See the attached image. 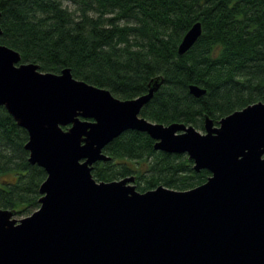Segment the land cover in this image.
<instances>
[{
  "label": "water",
  "instance_id": "obj_1",
  "mask_svg": "<svg viewBox=\"0 0 264 264\" xmlns=\"http://www.w3.org/2000/svg\"><path fill=\"white\" fill-rule=\"evenodd\" d=\"M201 33L185 32L182 55ZM1 34V28H0ZM0 44V105L26 130L27 160L45 171L39 206L16 219L0 208V264H264V102L235 110L203 129L139 115L163 77L130 99L21 62ZM199 97L205 89L189 85ZM145 132L154 149L186 154L206 181L185 190L138 191L133 176L96 180L103 148L125 130Z\"/></svg>",
  "mask_w": 264,
  "mask_h": 264
},
{
  "label": "trees",
  "instance_id": "obj_2",
  "mask_svg": "<svg viewBox=\"0 0 264 264\" xmlns=\"http://www.w3.org/2000/svg\"><path fill=\"white\" fill-rule=\"evenodd\" d=\"M76 4V9L64 5ZM199 21L201 33L182 55L177 47ZM0 44L41 71L68 67L74 78L130 99L162 76L139 115L152 122H182L203 129L206 114L221 117L264 102V0H0ZM189 85L205 89L195 97ZM27 132L0 105V208L30 214L38 208L43 168L30 164ZM145 132L128 129L112 139L92 176H133L136 190L158 185L185 190L206 181L186 154L154 149ZM10 173L11 179L2 175Z\"/></svg>",
  "mask_w": 264,
  "mask_h": 264
},
{
  "label": "rangeland",
  "instance_id": "obj_3",
  "mask_svg": "<svg viewBox=\"0 0 264 264\" xmlns=\"http://www.w3.org/2000/svg\"><path fill=\"white\" fill-rule=\"evenodd\" d=\"M64 5H66L68 8H70V9H76V4H74V3H72V2H69V1H64ZM11 174L10 173H7V174H4V175H2V177L1 178H3V179H11ZM27 214H23V215H14V218H16V219H20V218H22V217H24V216H26Z\"/></svg>",
  "mask_w": 264,
  "mask_h": 264
}]
</instances>
